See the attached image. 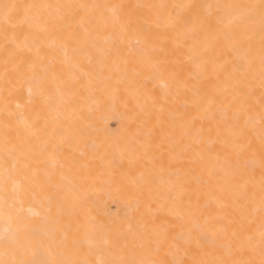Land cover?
<instances>
[{"label": "bare ground", "instance_id": "1", "mask_svg": "<svg viewBox=\"0 0 264 264\" xmlns=\"http://www.w3.org/2000/svg\"><path fill=\"white\" fill-rule=\"evenodd\" d=\"M0 264H264V0H0Z\"/></svg>", "mask_w": 264, "mask_h": 264}, {"label": "rangeland", "instance_id": "2", "mask_svg": "<svg viewBox=\"0 0 264 264\" xmlns=\"http://www.w3.org/2000/svg\"><path fill=\"white\" fill-rule=\"evenodd\" d=\"M112 125L115 126V123H112ZM162 147H163V146H162ZM160 148H161V147H160ZM160 148H159V149H160ZM163 149L167 150V149L165 148V146L163 147ZM163 149H161V150H163ZM165 150H164V151H165ZM159 151H160V150H159ZM168 151H169V150H168ZM168 151H167V152H168ZM159 153H160V152H159ZM162 153H163V152H162ZM163 154H164V153H163ZM166 154H167V153H166ZM166 154H164V156H166ZM157 156H158V155H157ZM160 156H161V153H160ZM160 156H159V157H160ZM162 156H163V155H162ZM162 156H161V157H162ZM167 156H169V155H167ZM165 158H167V157H165ZM159 159H160V158H159ZM160 160H161V159H160ZM168 160H170V159L168 158ZM168 160H166V161H168ZM162 161H165V159H163ZM159 163H160V161H159ZM159 163H158V164H159ZM164 163H165V162H164ZM158 164H157V165H158ZM161 164H162V163H161ZM168 164L170 165V162H168ZM168 164H167V162H166V164L163 165V166H165V167L168 166V167H169ZM166 165H167V166H166ZM160 166H161V165H160ZM160 166H159L158 168H160ZM158 168H157V169H158ZM163 169H164V168H163ZM163 169H162V170H163ZM166 169H167V168H166ZM166 169H165V170H166ZM52 195H53V194H52ZM52 197H53V198H56L55 196H52ZM154 220H155V218H154ZM154 220H153V221H154ZM156 220H157V219H156ZM160 220H161V219H159V221L157 220V221H158V224H157V223H154V222H156V221L152 222V220H151V222L149 221L150 224H148L149 222L146 223V224L148 225V226H146V228L150 230V231H149V232H150V235H151V234L153 235V229H152L153 225H154V224H155V225H156V224H157V225H160V224H159ZM167 221H168V220H167ZM167 221H166V219H164L162 222H167ZM151 223H153V224H151ZM160 223H161V222H160ZM161 224H162V223H161ZM163 224H164V223H163ZM178 224H179V225H177V230H178L179 228H182V229L185 230L184 226L181 227V224H182V223L179 222ZM185 224H186V223H185ZM155 225H154V226H155ZM144 226H145V225H144ZM149 226H152V227L149 228ZM185 226H186V225H185ZM156 227H157V226H156ZM156 227H155V228H156ZM158 227H160V226H158ZM158 227H157V228H158ZM163 227H164V226H163ZM165 227H166V226H165ZM160 228H161V227H160ZM167 228H170V227H167ZM175 229H176V228H175ZM175 229H170V230H172V232H171L169 229H166V231L168 230V231H169V234H171V233L175 232V231H173V230H175ZM161 230H163V229H161ZM180 230H181V229H180ZM154 231H155V230H154ZM157 231H158V230H157ZM178 231H179V230H178ZM178 231H177V232H178ZM158 232H159V231H158ZM158 232H157V233H158ZM162 232H163V231H162ZM184 232H185V231H184ZM155 233H156V231H155ZM159 233H160V232H159ZM175 234H177V233L175 232ZM156 235H157V234H156ZM173 235H174V234H173ZM173 235H171V237H172ZM167 236L170 237V235H167ZM167 236H166V237H167Z\"/></svg>", "mask_w": 264, "mask_h": 264}]
</instances>
